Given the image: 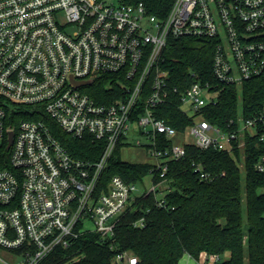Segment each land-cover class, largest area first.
<instances>
[{"label": "built area", "instance_id": "obj_1", "mask_svg": "<svg viewBox=\"0 0 264 264\" xmlns=\"http://www.w3.org/2000/svg\"><path fill=\"white\" fill-rule=\"evenodd\" d=\"M171 37L217 39L212 82L191 71L179 86H169ZM103 75L111 76L110 90L97 97L89 87ZM259 77L264 0H175L165 17L148 13L142 1L0 0V146L9 151L6 163L0 158V248L12 254V264H40L85 232L114 237L139 196L153 193L156 204L167 208L169 162L184 157L188 145L237 158V148L244 156L248 137L264 141V103L250 115L243 105V84ZM222 84L236 86L239 94L238 111L225 125L207 116L219 104ZM145 93L144 109L135 117ZM174 95L190 118L183 130L155 112ZM26 108L37 118H26ZM47 116L77 139L102 141L99 159L74 156ZM131 132L145 137L137 142L149 151L145 177L151 176V185L141 190L145 177L127 181L116 174L100 188L110 157ZM175 134L192 139L176 143ZM238 163L244 167L243 160ZM194 164L202 179L211 178L202 163ZM256 167L264 170V156ZM157 174L163 179L156 181ZM145 223L142 217L135 225ZM199 259L218 264L220 256L204 252ZM138 261L126 250L112 264Z\"/></svg>", "mask_w": 264, "mask_h": 264}, {"label": "trees", "instance_id": "obj_2", "mask_svg": "<svg viewBox=\"0 0 264 264\" xmlns=\"http://www.w3.org/2000/svg\"><path fill=\"white\" fill-rule=\"evenodd\" d=\"M123 1H142L148 13L165 17L175 0ZM216 43L217 39L210 37H171L165 64L170 71L169 86H179L180 78L187 77L191 71L199 73L204 81L212 82ZM191 80L188 76V81ZM110 82L111 76L103 75L92 83L89 91L100 97L110 90ZM221 88L219 104L209 107L207 116L213 122L225 125L226 120L238 111L239 94L234 85L222 84ZM242 88L244 111L250 115L264 103V77L246 81ZM146 94L139 102L135 117L144 109ZM29 112L25 113L26 118H37ZM155 112L179 130L190 123L177 95L173 96V101L158 105ZM45 120L74 156L99 159L104 148L102 141H93L89 136L77 139L53 118L47 116ZM8 156L6 146H0V158L4 157L5 163ZM236 156L214 147L201 149L188 145L184 157L169 162L165 176L169 189L165 194L169 203L167 208L156 204L153 193L139 196L128 206L114 237L103 239L96 232H85L70 247L55 249L40 264H112L113 257L126 250L138 256L139 261L135 264H179L185 254L199 259L204 252L219 255L218 264H264V170L256 167L260 157L264 156V141L258 136L248 137L244 156L239 148ZM242 160L244 176L238 163ZM194 162L202 163L211 178L202 179L195 171ZM150 168L149 162L123 160L114 153L99 187H106L116 174L127 181L142 180ZM155 179L163 178L157 174ZM142 217H145V226L135 225ZM77 257L78 260L71 261Z\"/></svg>", "mask_w": 264, "mask_h": 264}, {"label": "rangeland", "instance_id": "obj_3", "mask_svg": "<svg viewBox=\"0 0 264 264\" xmlns=\"http://www.w3.org/2000/svg\"><path fill=\"white\" fill-rule=\"evenodd\" d=\"M134 133L135 132H131L126 137L128 142L120 146L119 151L114 153L123 160L132 161V162H146L150 160L149 151L144 146L138 144L137 142L138 137L142 138L143 140H145V137L138 136L137 133L135 134ZM191 139H192L191 136L185 134L184 135L175 134L172 137V140L176 143H184ZM241 169L243 171L244 167H241ZM243 176H244V171H243ZM151 183H152L151 176L148 175L147 177H145L144 182H140L138 186L142 190L144 189L145 184L147 186H150ZM162 188L165 189L166 184H164ZM262 191L264 192V188L262 189ZM244 220L246 221V216H244ZM225 257H227V255ZM9 263L11 264L14 263L12 254L8 250L0 248V264H9ZM179 264H203V263L201 262V259H196L190 256H184L181 258ZM204 264H207V262H205Z\"/></svg>", "mask_w": 264, "mask_h": 264}, {"label": "water", "instance_id": "obj_4", "mask_svg": "<svg viewBox=\"0 0 264 264\" xmlns=\"http://www.w3.org/2000/svg\"><path fill=\"white\" fill-rule=\"evenodd\" d=\"M13 140V132L10 133L9 145L12 143Z\"/></svg>", "mask_w": 264, "mask_h": 264}, {"label": "crops", "instance_id": "obj_5", "mask_svg": "<svg viewBox=\"0 0 264 264\" xmlns=\"http://www.w3.org/2000/svg\"><path fill=\"white\" fill-rule=\"evenodd\" d=\"M184 256H190V257H192V256H191V255H189V254H185ZM184 256H183V257H184Z\"/></svg>", "mask_w": 264, "mask_h": 264}]
</instances>
